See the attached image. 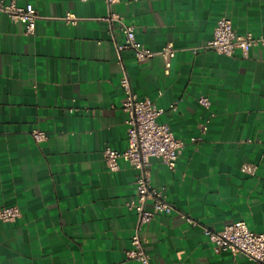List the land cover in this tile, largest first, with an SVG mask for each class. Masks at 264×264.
I'll return each mask as SVG.
<instances>
[{"label":"crops","instance_id":"0c3cea01","mask_svg":"<svg viewBox=\"0 0 264 264\" xmlns=\"http://www.w3.org/2000/svg\"><path fill=\"white\" fill-rule=\"evenodd\" d=\"M12 1L31 5L38 20L25 36L0 16V208L20 212L0 223V264H138L124 256L137 172L122 160L110 172L103 160L105 148L127 147L122 69L184 145L172 171L148 160L151 185L173 208L140 228L151 264H251L215 253L202 228L243 222L264 235V48L243 58L206 46L220 18L237 35L264 37V0ZM109 13L145 48L171 47L169 70L158 56L137 62L130 50L118 53L123 36L102 20ZM33 130L46 140L35 143Z\"/></svg>","mask_w":264,"mask_h":264},{"label":"built area","instance_id":"2783aa9c","mask_svg":"<svg viewBox=\"0 0 264 264\" xmlns=\"http://www.w3.org/2000/svg\"><path fill=\"white\" fill-rule=\"evenodd\" d=\"M78 1L85 2L86 0ZM117 1L105 0V3L109 8ZM1 15L6 16L13 23L21 24L25 36L34 34L38 15L31 5L18 6L12 0H0ZM102 20L107 22L110 27L112 23L119 24L118 31L123 36V44L116 46L118 53L122 50H130L137 62L158 56L163 61L165 71L169 70L170 61L175 55L171 47L165 46L160 51L154 52L140 44L135 39L134 29L122 25L117 15L109 13ZM64 21L73 25L77 18L66 15ZM206 47L224 57H231L238 51L243 58H246L251 48H264V37H254L250 33L237 35L231 22L226 18H220L213 31L212 40L207 43ZM119 89L123 96L121 111L126 116L127 147L123 152L105 148L103 160L110 172L117 170L119 160L128 163L137 172L133 183L135 197L126 204L135 214V226L129 240V248L125 250L124 256L126 261L151 264L150 256L145 251L141 241L140 228L151 222L157 215H169L173 208L166 201L164 192L151 185L148 160H159L169 171H172L184 145L183 142L174 139L166 125L157 122V119L165 111L156 108L148 99H140L133 93L129 78L123 69L119 79ZM199 104L207 108L208 101L201 99ZM168 111L175 112L176 105L168 106ZM198 130L201 135L204 134L207 130L206 124L199 125ZM30 135L35 143L46 140L45 134L39 130L31 131ZM200 140L201 138H195L190 141L196 143ZM255 170L254 166L247 168V172L251 175L255 173ZM19 217L20 212L17 207L0 208V223H12ZM180 219L191 227L198 225L189 216L181 214ZM202 234L212 244L213 251L217 254H239L251 264H264V235L250 231L243 222L227 225L220 231L202 228Z\"/></svg>","mask_w":264,"mask_h":264}]
</instances>
